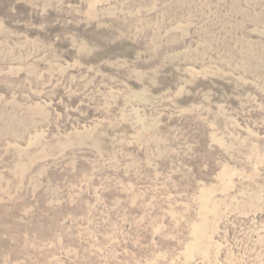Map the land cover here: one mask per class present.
I'll use <instances>...</instances> for the list:
<instances>
[{"label": "rangeland", "instance_id": "374dc122", "mask_svg": "<svg viewBox=\"0 0 264 264\" xmlns=\"http://www.w3.org/2000/svg\"><path fill=\"white\" fill-rule=\"evenodd\" d=\"M0 264H264V0H0Z\"/></svg>", "mask_w": 264, "mask_h": 264}]
</instances>
